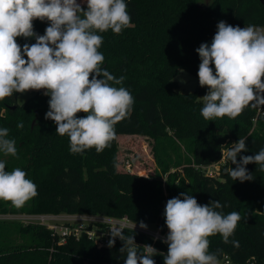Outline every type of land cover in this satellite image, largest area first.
Returning <instances> with one entry per match:
<instances>
[{
    "label": "trees",
    "instance_id": "16d2710c",
    "mask_svg": "<svg viewBox=\"0 0 264 264\" xmlns=\"http://www.w3.org/2000/svg\"><path fill=\"white\" fill-rule=\"evenodd\" d=\"M134 26L115 34L110 29L98 33L103 43L102 68L119 78L134 98L129 117L115 125L116 137L102 152L95 148L83 154L69 151L67 135L56 134V125L45 119L49 96L39 91L22 104L18 93L0 101V128L7 127L16 141L17 157L0 153L6 170L17 167L36 185L38 195L21 208L0 200V215H90L127 218L131 222L155 224L161 234L165 225L168 199L187 192L200 205L219 200L227 215L237 211L241 220L225 244L220 234L210 236L209 252L231 264H264V171L255 164L246 168L252 181H234L225 171L235 168L230 161L218 177L206 175L201 167L217 163L222 152L239 138L246 139L247 151L254 155L264 148V118L256 117V106H247L235 118L212 121L201 115L206 90L198 86L188 94L179 91L176 77L180 70L198 79L201 62L196 49L212 42L217 24L264 27V0H125ZM86 9V4H82ZM34 31L43 35L47 21L34 20ZM35 38H17V43H35ZM26 58V57H25ZM214 70V65H211ZM199 80V79H198ZM254 103V102H253ZM78 113V117L85 116ZM23 122L22 129L17 124ZM141 136L149 140L157 165L155 175L139 176L125 170L119 158L118 138ZM239 160V156L237 157ZM126 161V159L124 160ZM130 164V163H129ZM131 166V165H130ZM123 169H122V168ZM161 176H166L165 188ZM135 237L139 252L144 245L155 247V264H164L168 246L161 240L135 230H124ZM119 238L112 247L98 248L83 235L60 237L38 223L0 221V264H124Z\"/></svg>",
    "mask_w": 264,
    "mask_h": 264
},
{
    "label": "clouds",
    "instance_id": "9594fccd",
    "mask_svg": "<svg viewBox=\"0 0 264 264\" xmlns=\"http://www.w3.org/2000/svg\"><path fill=\"white\" fill-rule=\"evenodd\" d=\"M127 7L125 0H0V101L14 93L44 90L50 97L45 119L55 123L56 134L69 137L70 153L92 148L102 152L116 137L115 125L130 116L134 98L126 88L113 86L126 77L117 78L101 67L105 57L98 51L103 43L98 33L110 29L121 34L134 26ZM34 20L48 22L43 35L34 31ZM18 37L36 42L21 46ZM196 52L201 60L199 85L208 88L201 97L205 120L235 118L250 104L264 105V29L220 21L211 44L202 43ZM78 113L86 115L78 117ZM23 127V122L17 124L18 129ZM9 131L0 128V153L17 157ZM247 150L246 139L239 138L222 152V159L235 165L225 170L234 181L255 179L248 164L264 171V148L254 155H240ZM6 163L0 160V200L21 208L38 195L37 185L19 167L6 170ZM224 207L219 200L200 205L187 192L168 199L164 264H219L216 253L209 252L208 238L216 234L225 244L239 247V241L229 238L241 216L237 211L227 215L218 211ZM140 227L147 225L141 221ZM110 234L109 247L116 238L123 241L124 264H155L152 257L160 254L155 247L144 245L139 252L134 235L126 237L121 229Z\"/></svg>",
    "mask_w": 264,
    "mask_h": 264
},
{
    "label": "rangeland",
    "instance_id": "374dc122",
    "mask_svg": "<svg viewBox=\"0 0 264 264\" xmlns=\"http://www.w3.org/2000/svg\"><path fill=\"white\" fill-rule=\"evenodd\" d=\"M205 1H208V0H204V3ZM77 2L81 3L82 0H77ZM83 4H86V3H83ZM241 28H244V27H241ZM258 28L264 29V27H258ZM176 82L178 84L179 91L184 94L192 93L197 89L198 86H200L199 80L196 77L188 74L184 70H180L179 74L176 77ZM203 88L206 90V92H208L207 87H203ZM39 91L44 92V90H39ZM39 91L29 90L24 93H18V103L22 104L24 101L30 98L33 94ZM118 145H119V158H120V161L122 162L121 166H123L128 161L131 165V169L134 171V173H137L139 176H148V175L156 174L157 165L151 153V147L149 144V140L141 136H120L118 138ZM125 159L126 161H124ZM161 179H162V182H164V188H165L166 176H163V177L161 176ZM95 219L99 220L100 218H95ZM0 221H12V222L17 221L19 223H22L23 225H27L30 223H36V216L5 215V216H0ZM86 222L87 223H84V224L88 226H89V223L90 224L93 223L91 221L90 222L86 221ZM56 223L60 225L69 224L68 222H65V220L58 221ZM131 223L137 227L136 231L145 233L153 237L154 239H158L161 241H163V239L166 237L168 233L167 232L165 234H161L158 226L155 224H146L147 228L144 229L140 227V223H134V222H131Z\"/></svg>",
    "mask_w": 264,
    "mask_h": 264
},
{
    "label": "built area",
    "instance_id": "2783aa9c",
    "mask_svg": "<svg viewBox=\"0 0 264 264\" xmlns=\"http://www.w3.org/2000/svg\"><path fill=\"white\" fill-rule=\"evenodd\" d=\"M264 118V105L256 106V117L253 119L255 123L258 118ZM225 160H221L217 163L211 164L206 167H201V170L210 177H218L221 167L224 166ZM126 171H131L129 163L125 165ZM5 216V215H0ZM95 218H100L99 220ZM68 222V225H60L56 222L63 221ZM93 222L85 225L84 223ZM75 222V223H74ZM36 223L47 227L50 231L60 237L61 243L66 242L69 236H74L79 239L83 235L87 236L89 240L93 241L98 248L109 247V240L112 239L110 230L121 229L135 230L137 227L132 224L126 217L122 219L90 216V215H36ZM95 227V228H94ZM118 238L115 239V242ZM219 264H231L228 258L219 261ZM247 264H254L248 262Z\"/></svg>",
    "mask_w": 264,
    "mask_h": 264
}]
</instances>
